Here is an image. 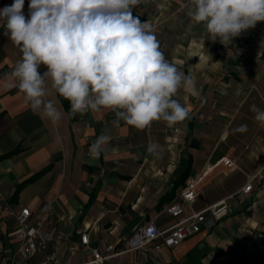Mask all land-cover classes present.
<instances>
[{"label":"crops","instance_id":"crops-1","mask_svg":"<svg viewBox=\"0 0 264 264\" xmlns=\"http://www.w3.org/2000/svg\"><path fill=\"white\" fill-rule=\"evenodd\" d=\"M12 3L0 0V9ZM191 7V0H141L132 9L198 90L182 88L174 97L190 110L185 121L171 127L153 121L144 129L115 123L110 109L71 114L50 81L45 99L62 118L53 122L34 112L14 86L11 73L22 53L0 21V264L22 262L15 254L16 221L3 203L28 207L31 223L42 219L64 264H91L90 248L104 251L109 244L118 253L100 264H264V127L250 110L253 104L264 109V22L225 46L188 16ZM242 124L247 131H235ZM101 134L110 139L94 160L88 150ZM152 142L159 156L147 151ZM192 177H199L197 195L184 214L222 198L228 213L176 246L128 250L127 237L146 221L166 229L178 220L165 206ZM247 182L250 189L241 191Z\"/></svg>","mask_w":264,"mask_h":264},{"label":"clouds","instance_id":"clouds-1","mask_svg":"<svg viewBox=\"0 0 264 264\" xmlns=\"http://www.w3.org/2000/svg\"><path fill=\"white\" fill-rule=\"evenodd\" d=\"M141 0H13L0 9L7 35L22 57L11 75L31 109L53 122L62 118L45 99L48 84L70 102L71 114L110 109L116 121L137 129L163 120L169 127L185 121L189 108L174 97L180 89L198 94L196 82L167 60L156 35L133 15ZM188 16L206 28L209 39L225 46L258 22L264 0H191ZM41 65L47 71L39 72ZM264 127V109L250 106ZM246 132L247 125L235 129ZM110 137L99 135L89 147L98 159ZM147 151L160 155L152 142Z\"/></svg>","mask_w":264,"mask_h":264},{"label":"built area","instance_id":"built-area-1","mask_svg":"<svg viewBox=\"0 0 264 264\" xmlns=\"http://www.w3.org/2000/svg\"><path fill=\"white\" fill-rule=\"evenodd\" d=\"M28 4L29 0H25L23 11L29 12ZM225 162L230 165L229 161ZM198 179L199 177L187 179L178 197L166 204L165 210L169 214L178 217V220L173 225L166 229H160L153 220L146 221L134 229L127 237V249H144L149 244H153L152 248L155 250L162 247L176 246L202 228H211L217 220L225 216L229 211L225 198L219 199L203 210L184 214L185 205L193 201L197 195L196 185ZM250 187L251 183L247 182L241 188V191L247 192ZM3 209L7 215L12 216L16 221V228L13 231V236L17 243L15 254L16 257L22 259V262H17L15 258H12L6 264H64L59 255L58 244H49L51 237L42 228V219L31 223L29 221L30 210L28 207L14 209L10 204L3 203ZM80 239L83 245L88 246L87 232H81ZM90 250L92 253L91 264H100L103 260L110 259L118 253L113 251L112 244L107 245L104 251L96 247H91ZM38 254H40V258L36 262L31 263L29 259Z\"/></svg>","mask_w":264,"mask_h":264},{"label":"trees","instance_id":"trees-1","mask_svg":"<svg viewBox=\"0 0 264 264\" xmlns=\"http://www.w3.org/2000/svg\"><path fill=\"white\" fill-rule=\"evenodd\" d=\"M133 15L136 16V14H135L134 12H133ZM136 17H137V16H136ZM140 20H141V19H140ZM60 99H61V101H63V102H66V101H67V100L64 99L63 97H60ZM189 167H190V159L188 160V164H187V166H186V169L184 170V172H183V174H182V176H181L182 179H184V178L187 176V173H188ZM22 184H23V183H21V184H19V185L17 186V189H16V191H15V195L17 194L18 189L22 186Z\"/></svg>","mask_w":264,"mask_h":264}]
</instances>
